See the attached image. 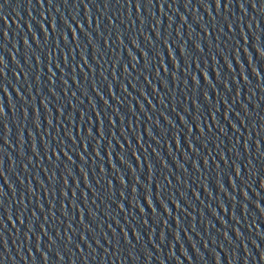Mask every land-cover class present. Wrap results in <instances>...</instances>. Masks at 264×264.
<instances>
[{"label": "water", "instance_id": "obj_1", "mask_svg": "<svg viewBox=\"0 0 264 264\" xmlns=\"http://www.w3.org/2000/svg\"><path fill=\"white\" fill-rule=\"evenodd\" d=\"M0 264H264V0H0Z\"/></svg>", "mask_w": 264, "mask_h": 264}]
</instances>
